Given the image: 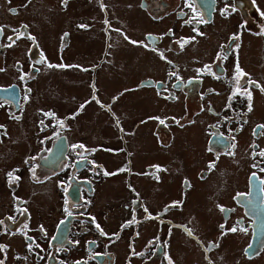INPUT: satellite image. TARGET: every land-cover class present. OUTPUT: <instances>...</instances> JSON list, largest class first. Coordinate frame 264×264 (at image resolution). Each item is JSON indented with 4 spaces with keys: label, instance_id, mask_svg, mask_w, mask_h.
Returning <instances> with one entry per match:
<instances>
[{
    "label": "flooded vegetation",
    "instance_id": "af4514ba",
    "mask_svg": "<svg viewBox=\"0 0 264 264\" xmlns=\"http://www.w3.org/2000/svg\"><path fill=\"white\" fill-rule=\"evenodd\" d=\"M18 2L10 0L14 5L8 6L9 0H0V69H4L0 71V126H3L0 128V147H4L0 152V221H3L0 224V246H4V250L0 251V261L3 264H169V261L186 264L179 256L183 252L173 249V244H180L185 248L184 259H189L188 253L191 256L195 254L193 264H264V184L261 183L264 181V171H261L264 169V157L259 155L264 151V129L257 128V125H264V116L260 112V108L264 107V92L247 85V90L252 93L251 112H248L246 95H233L237 89L234 80L237 63L247 74L239 78L241 84L250 78L264 87V34H261L264 33V7L261 0H134L133 7L148 22L161 27L158 32L166 38L159 39L155 47L166 60H162L156 52L155 58L164 63L163 68H150L134 84L124 88L125 94L147 92L156 106L155 110H158L137 120L131 127L124 124L122 114L117 116L115 112L113 99L119 98L122 90L119 94L105 96L101 90L106 84L99 82L103 70H106L105 58L111 57V51L119 49L114 39L108 41L106 36L111 37L114 29L122 31L124 28L118 24L120 19L111 0H51L50 4L60 10L56 13L65 17L53 21L52 26L66 24L62 28L60 26L54 41H51L53 57L49 56L36 31L38 38L27 39L31 31H27L25 21H19L25 7ZM78 3L75 10L81 14L80 21L69 25L73 16L68 14ZM101 4L105 6L103 10ZM200 20L208 22L200 23ZM41 21L44 24L46 17H42ZM169 30L171 34H168ZM184 30L189 31V37L183 33ZM197 31L203 35H197ZM85 33H89L87 36L95 33L104 35L103 39L100 38V46L95 44L93 47L98 50L93 60L87 59V64L76 58L67 60V54L74 51L73 35ZM149 34L156 37V33L147 32L143 37L145 42H139L151 47L152 41L146 39ZM233 36H239V39L230 40ZM9 37L12 39L9 40ZM193 37L194 40L191 39ZM182 38L201 49L199 55L188 56L186 47L190 42L181 49ZM117 39L134 48L124 36L120 35ZM9 43L17 48L22 44L33 46L30 50L34 56L29 60L34 64L30 67L33 71L31 75L30 69L20 65L21 60L10 54ZM237 44L238 49L235 48ZM252 56L256 57V62L252 63L253 70L249 69ZM43 60L45 63L53 61L52 65L72 66L53 67L55 72L51 74L62 77L65 73H73L81 76L82 80L76 84L67 81L70 83L68 86L74 85L78 89L74 90L76 94L84 92L79 104L75 106L78 97L73 94L59 97L56 102L64 106L58 108L55 105L56 110L39 104L42 98L38 99L40 92L35 74L39 73V67L46 66L42 64ZM197 69L201 71L198 73ZM172 71H178L181 79L169 76ZM68 86L64 87L71 90ZM80 86H83L82 90ZM61 93L67 94L66 91ZM93 94L96 99H93ZM106 97H110L112 102L107 103L104 100ZM88 101L83 111L71 119ZM101 104L110 106V110L102 108ZM176 108L186 111V114L180 117L174 112ZM63 109L66 111L60 112ZM89 109L93 111L94 123L89 121L87 124H97L98 137L103 140L93 149L88 148L83 137L75 136L83 134L77 122ZM162 109L164 111L161 112ZM45 113L54 115L46 116ZM13 116L19 117V120L13 119ZM154 117L163 119L165 124L151 119ZM58 121H64L65 127L61 128ZM194 126L199 127L201 137L198 151L211 156L206 160L198 156L191 170L185 171L180 166L181 159L172 155L171 162H178L179 166L174 168L171 176L172 144L184 137L186 145L182 146L179 154L189 150V147L192 149L197 135L183 134ZM107 128L112 136L109 140L103 135L109 133ZM139 128L146 131L149 139L155 136L160 140L157 149L167 155L165 161L141 163L144 158L135 160V154L141 147L136 140ZM5 132L6 135L3 134ZM129 136L132 137V145L127 141ZM233 143L234 149L231 148ZM80 144L87 151L72 147ZM61 154L63 160L55 170L51 163L44 162L50 155L55 158ZM103 156H108L109 160ZM210 163L215 164L212 170L208 168ZM107 164L113 166L108 169ZM157 165L166 170L157 171L153 167ZM232 168L240 170L238 179L232 180ZM14 169H18L14 174L20 180L10 186L7 174ZM104 171L118 174L105 176ZM226 172L229 173L227 180H231V189L225 186ZM171 177L178 178L176 196L168 194L162 202H151L144 194L146 189L170 192L172 184L165 181ZM116 178H119L120 189L117 190L114 205L98 208L95 201L101 186ZM185 180L190 186L185 185ZM197 185L202 186L205 193L206 209L215 215L212 236H206L197 228L199 223L195 213L184 212L188 198ZM14 197L19 198V202ZM47 198L54 201H43ZM175 201H182V205L166 211V206ZM217 205L228 211L221 212ZM25 209L26 212L23 211ZM113 221L115 225L109 229L108 225ZM96 224L106 235L100 234ZM222 224L223 231L227 233L223 236ZM123 225L127 226L122 228ZM232 227H237L238 231H228ZM185 228L193 231L191 237L186 234ZM26 237H31L39 247L33 245L32 251H29L31 240ZM229 238L237 239L235 246L227 241ZM210 243H218L219 247L209 248ZM230 254L235 255L234 260L225 262L223 258Z\"/></svg>",
    "mask_w": 264,
    "mask_h": 264
},
{
    "label": "rangeland",
    "instance_id": "374dc122",
    "mask_svg": "<svg viewBox=\"0 0 264 264\" xmlns=\"http://www.w3.org/2000/svg\"><path fill=\"white\" fill-rule=\"evenodd\" d=\"M19 1L18 4L23 7H25L21 12L22 20L19 18V21L22 23L25 21V25L27 27V31H31L28 33L27 39L32 40L31 38L37 37L35 34V31L39 34L40 39L42 40L44 44V48L48 52L49 56L53 57V53L51 52V41H54V37L60 30V26H66V24L62 25H53V21H58L60 19H65V17L62 14H57L60 10L53 4H50L51 0H48L45 2V0H15ZM36 1V4H35ZM44 1V2H42ZM112 5L114 4V9L117 13L118 18L120 19L118 24L123 25L124 28H122V32L126 34L129 39L136 40V41H144V35L147 32L156 33L154 34L156 37H163L166 38L161 32H158L160 30L159 25L151 24L148 22V20L143 16V14L135 9L133 7L134 0H111ZM17 4V3H16ZM261 4L264 7V0H261ZM14 5V3H8V6ZM79 6L78 4H74L72 6V10L69 12L68 16H73L72 20H69L70 24L73 22L80 21L81 14L76 13V8ZM26 11V12H25ZM58 15V16H57ZM46 17V22L42 24L41 18ZM57 16L54 20V17ZM11 23V22H10ZM49 23V24H46ZM74 28H76L73 25ZM158 32V33H157ZM185 35L189 37V31L184 30L183 32ZM89 33L85 34H75L72 37V47L74 51H71L67 54V60H79L83 62L84 64H87V59H90L93 57L94 53H97L98 50H94L93 47H95V44L97 46H100V38L103 39L104 35L95 33L94 35L87 36ZM120 34L117 31H113V34L111 37H107V40L110 41V39H114L113 42L116 43V46H118L119 49L115 51H111V57L105 58L106 65L105 69L103 70V77L99 80L101 84H106V86L101 90L105 96H110L111 94H119L120 90V97L115 99L114 104L115 105V112L117 116L119 114H122V118L124 119V124L128 127H131V125L136 122L137 120H140L145 115L151 114V113H157L158 110H155L156 106L154 102L151 100V96L147 92H137V93H130L125 94L124 88L129 87V85L134 84L135 80L142 76L143 74L147 73L150 68H155L157 70L163 68L164 63L161 61H158L155 58V51H151L146 49L143 46L134 45V48H129L125 46L122 42H120L118 38ZM123 36V35H122ZM31 37V38H30ZM86 37L88 38L89 42L87 41ZM38 38V37H37ZM213 38V36H211ZM257 44V42H254ZM12 46L8 48L10 51V54L15 56V58L20 59V65L25 66L26 69L29 70L33 63H30V58L34 56V53L30 50L32 47H29L27 44H22L20 47H16V45H13V43H9ZM210 44V43H209ZM187 45V44H186ZM185 45V46H186ZM133 47V46H131ZM99 49V47H96ZM204 47H202L203 49ZM244 48V47H243ZM201 49H198V47L191 41L189 45L186 47L187 53H189L192 56L199 55ZM243 53V50H242ZM254 54V53H253ZM204 57V56H203ZM203 57H198L202 58ZM76 58V59H75ZM95 58V57H94ZM53 60V58H51ZM90 59V61H92ZM256 62V57L252 56L249 62V69L253 70L252 63ZM46 64L44 67H39V73L35 74V82L37 85V90L40 92L38 99L42 98L41 101H39V104L47 109H52L57 106L58 108L63 107V103L56 102V100L59 97L65 98L70 96L71 94L78 97V101L75 102V106L81 102L82 96L84 95V92L82 94H76L74 90L77 88L73 86H68L67 81H70L73 83H77V81H81V76H78L73 73H65L61 77L60 74H51L50 72L54 73L55 70L53 68H49L47 65L52 64L53 61H48L45 63L43 60L42 64ZM37 67V66H35ZM42 68V69H41ZM63 69V68H62ZM49 71V72H48ZM63 71H66L63 69ZM33 73L32 69L29 70V75ZM67 85L68 87L73 89L67 90L64 86ZM58 86V91L56 90V87ZM81 90L83 89V86L79 87ZM78 90V89H77ZM67 92V94L61 93V92ZM60 94V96H58ZM107 103H111L112 99L110 97H106L104 99ZM257 104L260 106V101L257 99ZM56 105V106H55ZM56 110V109H55ZM171 110V109H170ZM169 110V111H170ZM175 113H177L180 117L185 115L186 111L176 108L174 109ZM66 109L60 110V112H64ZM161 112L164 111L163 109L160 110ZM261 114L264 116V107L260 108ZM93 111L91 109L87 110L85 114L81 116V118L78 120L77 125L83 130V134L77 133L75 134L76 137H83V140L88 144L89 149H93L94 146H99L103 143V140L98 137L97 133V124H87V122L90 121V123H94V117H93ZM97 122V121H96ZM115 127V125H114ZM130 128H126V130H129ZM108 132L103 133L105 139L109 140L112 139L111 131L109 128H107ZM80 132V130H79ZM196 134L197 140L193 143V148L189 150H184L182 153L179 154V151L183 150L182 146H185L184 144V137L182 139H178L175 141L171 147L170 154V170L172 172L171 176L173 175L174 168L176 166H179L177 163H172V155L176 156L181 159L180 166L184 168L185 171L191 170V165L194 164L198 160V156H200L201 159H209L211 155L204 154L198 151L200 149V143H201V137L199 132V127L194 126L189 128V130L183 134V136H189L190 134ZM140 134V135H139ZM91 135V136H90ZM136 140L139 141V144L141 145L140 149L138 148L136 152V161H139L140 158H144V160L141 163H147L151 161H157L162 162L165 161L167 155L165 153H161L160 150L157 149L160 140L154 136V139H149L146 135V131L139 128V132L137 134ZM94 137V138H92ZM127 141L130 145H132V137L129 136L127 138ZM4 147H0V152L3 150ZM13 146L11 145V149ZM199 152V154H198ZM178 154V156L176 154ZM104 158H107L108 156H103ZM107 160H109L107 158ZM113 165L107 164L108 169H110ZM232 171L234 172L232 174V180L238 179L240 176V170L236 168H232ZM229 173H224V182L225 186L228 188H232L231 186V180L228 179ZM177 177L169 178L165 181V183H170L172 185L169 186L170 189H172L170 192L166 190H162L160 192L152 191L149 189H146L144 194L149 198L151 202L155 201H161L165 199V195H168L170 197H175V188L178 185ZM140 181V180H139ZM227 181V182H226ZM233 182V181H232ZM147 186V185H146ZM120 189L119 186V178H116L111 181H107L105 184H103L99 190V193L96 197V205L98 208L101 206L109 207L111 208V205H114L113 201H116L117 198V190ZM124 193V192H123ZM235 193V191H233ZM24 195V194H23ZM205 193L202 191V186L197 185V188L193 193L189 196L185 211L193 212L198 216L197 222L199 223V227L194 224L197 228H200L202 232L206 233V236H212L214 234L213 229V223L215 220V215L210 210L206 209V201H205ZM29 199V198H28ZM43 201H54L47 198ZM105 202L108 204L106 205ZM162 202V201H161ZM47 203V202H46ZM160 202H156L155 204H158ZM195 204H202V205H195ZM47 206L52 208V205H49L47 203ZM114 210H116L114 208ZM117 211V210H116ZM179 217V215H178ZM115 225V221L110 223L109 229H112L111 226ZM195 227V228H196ZM231 244L235 246L237 239L236 238H229L227 240ZM174 251L179 250L180 252H183V254H180L179 256L183 257V261L186 262V264H193L192 260L195 257V254L192 256L188 253L189 259H184V253L185 248L181 246L180 244H173ZM221 252V249L218 251ZM235 255L230 254L227 257H224L223 260L225 262H229L231 260H234Z\"/></svg>",
    "mask_w": 264,
    "mask_h": 264
},
{
    "label": "snow or ice",
    "instance_id": "6c2138e0",
    "mask_svg": "<svg viewBox=\"0 0 264 264\" xmlns=\"http://www.w3.org/2000/svg\"><path fill=\"white\" fill-rule=\"evenodd\" d=\"M29 2H30V0H29ZM186 6H189V5H186ZM104 7H105V6H104L103 4H101V8H102V10L104 9ZM222 14H223V13H222ZM199 22H200V23H207L208 21H207V20H200ZM186 23H187V21H186ZM105 24H106V25L108 24V21H107V20H105ZM79 27H81V28H86L87 26H86V25H79ZM114 31H117V32H119L120 35H123V36H124V39L127 40L129 43H131V44H133V45L143 46V47H145V48L148 49V50L155 51V52H157V53L160 55V58H161L162 60H166V57L163 55V53L160 52L159 49L155 47V43H156L159 39H162L163 37H153V36H151V35L149 34V35L146 37V39L152 41V46L150 47L149 45L144 44L143 42L133 41V40L129 39V37H128L126 34H124V33H123L121 30H119V29H114ZM194 31H196V29H194ZM0 32H2V29H0ZM168 34H171V30H169V33H168ZM261 34H264V33H261ZM65 35H67V34H65ZM197 35H203V33H200V32L197 31ZM17 38H19V37H17ZM11 39H12V37H9V40H11ZM32 39H34V38H32ZM191 39L194 40L195 38L193 37V38H191ZM238 39H239V36H233V37H230V40H238ZM189 42H190V41H189L188 39H184V38H182V39H181V42H180V44H179L180 48L183 49L184 46H185V44H187V43H189ZM7 46H8V47H11L12 45L9 44V45H7ZM110 46H111V45H110ZM221 47L223 48V47H225V46H221ZM235 48L238 49V48H239V45L237 44V45L235 46ZM219 58H220V53L217 54V59H219ZM225 58H226V56H225ZM169 63H171V62L169 61ZM47 66H48L49 68H53V67H72V66H66V65H63V64L58 65V66H57V65L48 64ZM205 67H209V66H205ZM0 71H4V69H0ZM196 71L199 73L201 70H200V69H197ZM235 73H236V76L234 77V80L236 81L237 89L234 90L233 95H237V94L246 95V96H247V99H248V112H251V111H252V93H251V91L247 90V85H252V86H254V87H258V88H260L261 92H264V87H261L259 84H257L255 81H252L250 78H249V80L246 81L244 84H241L239 78H242V77L246 76L247 74L244 73V72L240 69L238 63H237L236 66H235ZM168 75H169V76H173V77H175L177 80H180V79H181L180 76L178 75V71H172V72H169ZM217 78H219V77H217ZM21 79H24V76H21ZM242 89H243V91H241ZM29 91H30V90H29ZM93 99H96L95 94H93ZM115 99H116V98L113 99V102H115ZM229 99L231 100V97H229ZM25 102H27V97H25ZM89 102H90V101L85 102V104H82V105L80 106V109H79V110H78V111H77L72 117H70V118H71V119H74L76 115H79L80 112L83 111V109H84V107L86 106V104L89 103ZM97 103H99L98 100H97ZM0 106H2V105H0ZM100 106H101L102 108H108V109L110 110V106H105V105H102V104H101ZM45 115H46V116H52V115H54V114H52V113H45ZM12 118H13V119H16V120H19V117H17V116H13ZM151 119H158V120H159V123H160L161 125H164V124H165V121H164L163 119L158 118V117H154V118H151ZM246 122H247V121H245V123H246ZM41 123H43V121H41ZM58 123H59V125H60L61 128L65 127L64 121H58ZM176 123L179 124V121H176ZM117 126H119V121H118V119H117ZM0 128H3V126H0ZM257 128H258V129H264V125H257ZM120 130H121V132H123V129H122V128H121ZM255 131H256V130H254V134H255ZM3 134L6 135V132L3 133ZM233 139H234V138H233ZM72 147H73V148L84 149L85 151H87V149H85V146L82 145V144H80V145H73ZM252 147H257V146H256V145H252ZM231 148H233V149L235 148V144H234V143L231 145ZM230 154H234V153H230ZM259 155H261L262 157H264V151H261V152L259 153ZM29 159H32V158H29ZM27 162H28V161L26 160L25 163H27ZM153 167L156 168L157 171H165V170H166V169H162V168H160V166H158V165H157V166H153ZM254 167H255V165H254ZM208 168H209V170L214 169V168H215V164H214V163H210V164L208 165ZM124 170H126V169H121L120 171H124ZM16 171H18V169H14L12 172H9V173L7 174L8 177H9V183H10V186H11V183H12V182H18V181L20 180V177H19V176H16V175L14 174ZM261 171H264V169H261ZM115 174H118V173H108L107 171H104V175H105V176H110V175H115ZM253 176H255V173H253ZM33 178L35 179L34 170H33ZM202 178H203V177H202ZM156 179L158 180L159 177H156ZM184 183H185V185L190 186V185H189V182H188L187 180H185ZM261 183L264 184V181H261ZM14 199H16V200L19 202V198H15V197H14ZM181 205H182V201H175V202H173L172 205H168V206H166V209H165V210L167 211V210H168L169 208H171V207H179V206H181ZM217 207L220 209L221 212L228 211L227 209H224V208H223L222 206H220V205H217ZM23 211L26 212V209L23 210ZM65 211L68 212L67 209H65ZM145 212H147V209H146V208H145ZM68 215H71V213L68 212ZM92 219H93V222H94V218H92ZM133 220H135V217H133ZM2 223H3V221H0V224H2ZM61 223H63V221H61ZM129 223H131V222H129ZM95 226H96L97 230L100 232L101 235H106V233L103 232V230L100 228V226H99L98 224H96ZM126 226H127V225H123L122 228H123V227H126ZM220 227H221V230H222V236L225 235V234H227L226 232L223 231V230H224V225L222 224ZM239 230H240V231H244V229H239ZM41 231H43V229H41ZM185 231H186V234H187L189 237H191V236L193 235V231H192L191 229H187V228H185ZM228 231H230V232H232V233H235V232L238 231V229H237V227H232V228L228 229ZM116 235L118 236V234H116ZM26 239H27V240H31V243L29 244V247H28V250H29V251H32V247H33V245H35L36 247H39V245L36 244V242H35L34 240H32L31 237H26ZM53 239H55V237H53ZM113 242H115V241H113ZM90 243H93V242H90ZM208 247H209V248H213V247H217V248H218V247H219V244H218V243H216V244H211V243H210V244L208 245ZM2 250H4V246H0V251H2ZM206 251H207V249H206ZM0 264H3V261H0ZM169 264H172V262L169 261Z\"/></svg>",
    "mask_w": 264,
    "mask_h": 264
}]
</instances>
